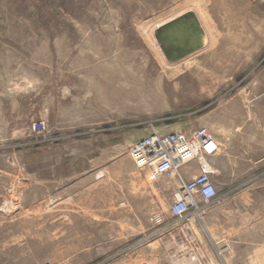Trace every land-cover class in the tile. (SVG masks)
Masks as SVG:
<instances>
[{
    "label": "rangeland",
    "instance_id": "1",
    "mask_svg": "<svg viewBox=\"0 0 264 264\" xmlns=\"http://www.w3.org/2000/svg\"><path fill=\"white\" fill-rule=\"evenodd\" d=\"M187 12L211 37L169 65L155 30ZM202 126L222 200L179 221V177L128 151ZM262 179L264 0H0V264H264Z\"/></svg>",
    "mask_w": 264,
    "mask_h": 264
},
{
    "label": "built area",
    "instance_id": "2",
    "mask_svg": "<svg viewBox=\"0 0 264 264\" xmlns=\"http://www.w3.org/2000/svg\"><path fill=\"white\" fill-rule=\"evenodd\" d=\"M32 131L38 139H45V122H35ZM220 150L221 145L216 136L209 128L202 126L190 134L153 130L148 136L130 145L128 152L135 168L146 173L153 182L167 177H179L183 185L174 195L170 213L175 219L184 221L191 215L200 214L203 206L220 203L222 200L219 184L215 180L216 171L206 162L218 155ZM195 166L194 176L182 180V176L193 171ZM161 215L155 214L158 223H162ZM188 264L203 262L193 255L188 259Z\"/></svg>",
    "mask_w": 264,
    "mask_h": 264
},
{
    "label": "water",
    "instance_id": "3",
    "mask_svg": "<svg viewBox=\"0 0 264 264\" xmlns=\"http://www.w3.org/2000/svg\"><path fill=\"white\" fill-rule=\"evenodd\" d=\"M155 39L170 64H177L202 51L205 46V30L194 12H187L159 26Z\"/></svg>",
    "mask_w": 264,
    "mask_h": 264
},
{
    "label": "bare ground",
    "instance_id": "4",
    "mask_svg": "<svg viewBox=\"0 0 264 264\" xmlns=\"http://www.w3.org/2000/svg\"><path fill=\"white\" fill-rule=\"evenodd\" d=\"M199 17V19H201L200 18V16H198ZM175 19V18H174ZM171 20H173V19H171ZM202 21V20H201ZM202 23H203V21H202ZM212 23V22H211ZM202 26H204V30H205V34H206V37H205V46H207V44H208V42H209V39H210V37H211V35H210V32H209V30H207V28L205 27V25L203 24ZM158 28V27H157ZM213 29V28H212ZM213 37V36H212ZM159 46V45H158ZM159 49H160V47H159ZM160 51H161V49H160ZM161 55H162V57H163V59L165 60V62H167V60H166V58H165V56H164V54H163V52L161 51ZM168 63V62H167ZM190 63V62H189ZM169 65H175V64H170V63H168ZM146 88V86H139L138 87V89H136L134 92H122V94H120V95H123V94H126L127 96L128 95H136V96H142L143 95V92H144V89ZM139 91V92H138ZM155 95V94H154ZM158 94H156L155 96H157ZM207 165H208V163H207ZM192 223H194V222H192ZM189 227V226H188ZM196 227V226H195ZM194 227V228H195ZM197 229V228H196ZM196 229H195V231H196ZM175 248V247H174ZM222 252V251H221ZM223 254V253H222Z\"/></svg>",
    "mask_w": 264,
    "mask_h": 264
},
{
    "label": "crops",
    "instance_id": "5",
    "mask_svg": "<svg viewBox=\"0 0 264 264\" xmlns=\"http://www.w3.org/2000/svg\"><path fill=\"white\" fill-rule=\"evenodd\" d=\"M220 143V142H219ZM221 145V144H220ZM217 156V155H216ZM215 157V156H214ZM215 171H216V169H215ZM218 171H216V174H218L217 173ZM262 174L263 173H261L260 175H253V174H251V175H247V180H246V183L245 184H247V186H251V188L254 186V183L256 182V181H259V179L260 178H263V176H262ZM264 181H263V179L261 180V182L259 183V184H261V183H263ZM249 190H247V193H246V199H247V201L248 200H252V199H256L258 196V193H254V192H248ZM264 193H261V199H262V201H264V195H263Z\"/></svg>",
    "mask_w": 264,
    "mask_h": 264
}]
</instances>
